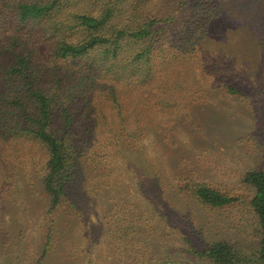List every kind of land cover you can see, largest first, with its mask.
I'll list each match as a JSON object with an SVG mask.
<instances>
[{"label": "rangeland", "instance_id": "374dc122", "mask_svg": "<svg viewBox=\"0 0 264 264\" xmlns=\"http://www.w3.org/2000/svg\"><path fill=\"white\" fill-rule=\"evenodd\" d=\"M101 1L68 0L65 9L95 11ZM115 1L122 21L170 17L162 37L165 50L160 51L162 44L156 50L158 64L162 56H169L170 91L163 96V106L157 102L163 98L155 96L151 107L142 98L147 93L142 87L141 107L131 121L134 127L123 134L132 137V142L121 151L102 147L110 170L102 169L97 177L85 180L80 177L82 186L73 189L79 208L75 220L57 211L61 229L51 235L46 257L41 256V225L50 222L44 208L29 206L32 211L25 212L26 205L19 203L23 198L31 200L24 197L26 187L21 181L17 186L22 188L12 189L20 198L14 207L11 181L0 183V264H215L194 250L221 240L250 256L259 239L250 206L254 189L243 181V175L264 169V0ZM66 17L62 10L56 19ZM12 18L4 24L0 16V44L5 45L11 29L17 27ZM48 26V20H42L17 28L19 40L39 41L41 68L86 69L89 59L53 60L45 50L50 45ZM32 34L30 39L27 35ZM3 58L0 54V64ZM162 68L158 71L169 74V68ZM158 76L149 82L155 84ZM6 85L0 75V87ZM227 85L241 93H227ZM84 96L79 94L74 101L77 118ZM92 109L93 118L101 122L99 127L90 128L89 134L79 127V133L94 143L111 133L108 123L117 118L102 123L103 114ZM31 149L33 145L26 151ZM40 150L36 149L37 158L44 154ZM193 181L239 200L223 208L204 206L187 188ZM14 217L22 221V230L13 223Z\"/></svg>", "mask_w": 264, "mask_h": 264}, {"label": "trees", "instance_id": "16d2710c", "mask_svg": "<svg viewBox=\"0 0 264 264\" xmlns=\"http://www.w3.org/2000/svg\"><path fill=\"white\" fill-rule=\"evenodd\" d=\"M66 1L0 0L4 24H9L6 22L11 21V16L17 22L14 30L10 28L9 41L0 44V54L4 56L0 75L7 83L6 88L0 87V183L11 181L10 196L14 207L20 198L12 189L22 188L17 186L21 181L26 187L24 197L28 195L27 199L31 200L28 203L23 198L19 203L26 205L25 212L32 211L29 206L34 210L44 208L50 223L46 225L47 229L45 223L41 225L42 257L49 255L51 235L61 229L55 218L57 211L66 212L68 218L75 220L79 208L73 189L82 186L79 185L80 177L85 180L90 175L97 177L102 169L110 170L111 166L105 160L106 148L102 147L118 148V151L128 147L132 137L123 134L125 129L129 131L134 127L131 121L138 116L142 98L149 101L151 107V101L157 100L155 96L163 98L157 100L163 106L166 99L163 96L171 88L169 56H162V64L156 62L157 44H162L170 17L122 21L115 0L101 1L95 11L65 9ZM62 10L68 17L56 19ZM42 20H48L50 36L47 41L50 45L45 50L53 60L69 63L89 59L90 65L86 69H56L50 65L47 70L41 68L37 63L40 62L39 41L34 44L28 39L19 40L17 36L20 26ZM4 24L1 25L3 31ZM27 36L33 38V34ZM163 45L166 42L160 51L165 50ZM49 62L53 61L50 59ZM162 65V69H170L169 74L158 71ZM156 74H159L156 83L149 82ZM143 86L147 93L141 98ZM226 91L241 93L234 85H227ZM79 94L85 96L78 107L80 117L77 118L74 101L78 100ZM93 107L103 114L105 120L102 123H108L109 117L116 116L117 120L108 123L110 134L91 143L88 135L80 137L79 127L86 128L87 133L90 128L97 130L101 122L91 115ZM30 145L33 149L29 153L26 150ZM37 148L41 149L39 153L44 152L39 158ZM105 175L109 173L105 172ZM243 181L254 189L250 206L257 218L258 248L245 256L232 243L221 240L202 250H194L215 264H264V169L246 172ZM187 188L204 206L223 208L239 200L205 182L193 181ZM1 217L0 214V220ZM13 223L22 230V221L14 217Z\"/></svg>", "mask_w": 264, "mask_h": 264}]
</instances>
